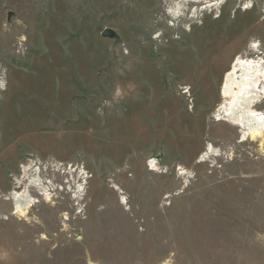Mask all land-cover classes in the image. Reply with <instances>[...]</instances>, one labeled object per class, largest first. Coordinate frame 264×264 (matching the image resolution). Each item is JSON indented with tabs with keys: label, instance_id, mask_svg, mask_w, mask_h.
<instances>
[{
	"label": "rangeland",
	"instance_id": "374dc122",
	"mask_svg": "<svg viewBox=\"0 0 264 264\" xmlns=\"http://www.w3.org/2000/svg\"><path fill=\"white\" fill-rule=\"evenodd\" d=\"M237 56L264 0H0V264H264V150L218 113Z\"/></svg>",
	"mask_w": 264,
	"mask_h": 264
},
{
	"label": "bare ground",
	"instance_id": "6f19581e",
	"mask_svg": "<svg viewBox=\"0 0 264 264\" xmlns=\"http://www.w3.org/2000/svg\"><path fill=\"white\" fill-rule=\"evenodd\" d=\"M221 96L223 102L218 113L240 129L243 140L258 143L263 151L264 111L257 107L264 100V59L237 56L224 78ZM13 201L16 212L23 215L31 204L30 197L24 193H14Z\"/></svg>",
	"mask_w": 264,
	"mask_h": 264
},
{
	"label": "water",
	"instance_id": "95a60500",
	"mask_svg": "<svg viewBox=\"0 0 264 264\" xmlns=\"http://www.w3.org/2000/svg\"><path fill=\"white\" fill-rule=\"evenodd\" d=\"M101 36L108 39L116 38L115 33L111 29H104L101 33Z\"/></svg>",
	"mask_w": 264,
	"mask_h": 264
}]
</instances>
